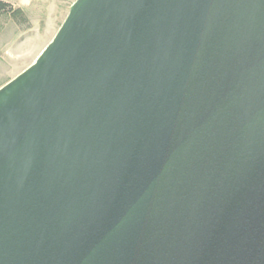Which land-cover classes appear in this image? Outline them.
Returning a JSON list of instances; mask_svg holds the SVG:
<instances>
[{
  "label": "water",
  "instance_id": "95a60500",
  "mask_svg": "<svg viewBox=\"0 0 264 264\" xmlns=\"http://www.w3.org/2000/svg\"><path fill=\"white\" fill-rule=\"evenodd\" d=\"M0 264H264V0H75L0 87Z\"/></svg>",
  "mask_w": 264,
  "mask_h": 264
},
{
  "label": "rangeland",
  "instance_id": "374dc122",
  "mask_svg": "<svg viewBox=\"0 0 264 264\" xmlns=\"http://www.w3.org/2000/svg\"><path fill=\"white\" fill-rule=\"evenodd\" d=\"M25 22L0 13V87L30 66L51 41L75 0H0Z\"/></svg>",
  "mask_w": 264,
  "mask_h": 264
},
{
  "label": "trees",
  "instance_id": "16d2710c",
  "mask_svg": "<svg viewBox=\"0 0 264 264\" xmlns=\"http://www.w3.org/2000/svg\"><path fill=\"white\" fill-rule=\"evenodd\" d=\"M5 12L9 13L11 17L15 20H18L19 18L21 22H25L26 20L21 9L12 10L9 4L0 1V13H5Z\"/></svg>",
  "mask_w": 264,
  "mask_h": 264
}]
</instances>
